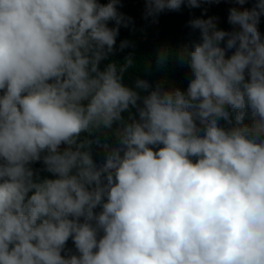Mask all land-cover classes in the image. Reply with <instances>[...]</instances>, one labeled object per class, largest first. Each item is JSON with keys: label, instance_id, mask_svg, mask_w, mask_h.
<instances>
[{"label": "clouds", "instance_id": "clouds-1", "mask_svg": "<svg viewBox=\"0 0 264 264\" xmlns=\"http://www.w3.org/2000/svg\"><path fill=\"white\" fill-rule=\"evenodd\" d=\"M219 2L145 0L144 17ZM118 6L0 0V264H264V0L229 8L231 31L189 22L186 91L129 87L131 54L100 69L132 22Z\"/></svg>", "mask_w": 264, "mask_h": 264}, {"label": "trees", "instance_id": "trees-1", "mask_svg": "<svg viewBox=\"0 0 264 264\" xmlns=\"http://www.w3.org/2000/svg\"><path fill=\"white\" fill-rule=\"evenodd\" d=\"M99 3L106 4L108 0H98ZM257 0H245L243 6L235 3V0H220L219 3H204L199 8H189L187 4H182L179 11H164L157 17L158 22H153L151 17H144L145 0H120L122 6H118V11L132 18L128 27L121 26L116 37V49L110 54L107 60L101 61V70L109 62L123 63L129 54L132 55L133 64L125 74L124 83L129 87H135L137 78L149 82L154 87L157 82H163L166 87H172L181 91H186L189 81L193 79L190 68L177 59V53L185 46L191 50L194 43L200 42L199 29H193L189 22L196 18L206 19L209 16L218 17L217 27L226 31H231L233 26L227 21L229 8L236 7L251 9ZM206 9V12L203 11ZM109 27H113L114 22H109ZM258 30L264 36V16L260 17ZM129 41V46L120 50L121 41ZM223 46V45H222ZM230 50L227 55L231 54ZM3 91L0 90V95ZM146 94V93H145ZM127 116V113L125 114ZM133 115L136 116L135 109ZM234 115V114H233ZM223 123V121H221ZM99 139L104 142V136L93 132L81 134L80 140ZM66 147L61 146V151ZM162 147L158 145L153 148ZM92 159L97 165H101L105 160V151L97 144L89 146ZM195 162V158H193ZM34 171V178L55 179L56 176L46 170L43 161H35L29 165ZM95 211H99L96 209ZM73 241L69 239L65 245V250L61 253L75 254Z\"/></svg>", "mask_w": 264, "mask_h": 264}]
</instances>
